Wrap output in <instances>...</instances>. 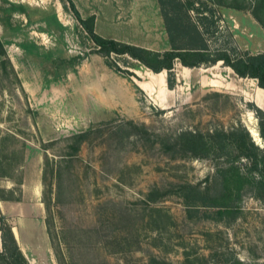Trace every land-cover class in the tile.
Returning a JSON list of instances; mask_svg holds the SVG:
<instances>
[{
    "label": "rangeland",
    "instance_id": "374dc122",
    "mask_svg": "<svg viewBox=\"0 0 264 264\" xmlns=\"http://www.w3.org/2000/svg\"><path fill=\"white\" fill-rule=\"evenodd\" d=\"M151 1L71 0L94 33L134 45L158 26ZM180 1L205 17L210 51L264 52V0ZM0 41V201L19 200L5 218L30 264L264 263V200L245 189L222 213L186 205L179 186H206L214 166L159 144L236 122L257 131L253 78L175 61L166 90L165 72L97 52L66 0H0Z\"/></svg>",
    "mask_w": 264,
    "mask_h": 264
},
{
    "label": "trees",
    "instance_id": "16d2710c",
    "mask_svg": "<svg viewBox=\"0 0 264 264\" xmlns=\"http://www.w3.org/2000/svg\"><path fill=\"white\" fill-rule=\"evenodd\" d=\"M69 4L75 19L95 45L97 52L105 57L124 54L139 62L153 74L165 72L168 89L174 87L173 64L197 67L221 62L238 77L253 78L256 86L264 91V52L241 53L230 56L225 50L210 51L205 35L209 32L203 19H194L189 12L192 4L180 0H156L166 34L168 49L162 51L102 37L92 30V16L81 18L71 0ZM256 17V15L254 14ZM257 18V17H256ZM0 57L6 58L0 41ZM114 69L120 70L112 63ZM257 120V134L262 143L256 144L245 126L236 122L226 130L214 129L206 133L182 130L175 136H160V147L171 153H187L196 158L212 162L214 172L211 181L204 187L189 184L179 186L184 203H198L215 207L216 212L237 208L242 192L249 189L259 200H264V111L255 104L250 108ZM85 133L74 135L79 141ZM17 200V199H16ZM193 205V204H192ZM156 264H169L154 260ZM0 264H28L19 249L15 237L4 215L0 213ZM264 264V263H256Z\"/></svg>",
    "mask_w": 264,
    "mask_h": 264
},
{
    "label": "crops",
    "instance_id": "0c3cea01",
    "mask_svg": "<svg viewBox=\"0 0 264 264\" xmlns=\"http://www.w3.org/2000/svg\"><path fill=\"white\" fill-rule=\"evenodd\" d=\"M141 3H143V2H148L149 0H139ZM151 1V0H150ZM152 3H154V8L153 7H150V13H148L149 15L151 14H153V18H154V21L156 22V23H158V26L156 25V27L155 28H153V27H151L149 24H150V22H148L149 24L145 27V29H147V34L149 35V37L148 38H150L151 39V41H150V43H146V42H143V44H138V45H141L142 47H144V46H159L161 43L163 44V45H166V40H165V38H166V35H165V33H164V30H163V27H162V20H161V18H160V16H159V14H158V6H157V3H156V0H152L151 1ZM162 29V30H161ZM156 33H158L160 36H162V39H164V42H162V41H160L159 43L158 42H156L155 41V39H154V36L156 35ZM174 71V70H173ZM157 75H159V74H157ZM174 76H176L175 77V81H176V83L174 84V86H177V84H178V82L180 81V79H179V77H177L178 76V74L176 73V72H174ZM180 78L181 79H183L181 76H180ZM164 85H165V87H166V84H165V75H164ZM168 88L166 87V90H167ZM257 90L259 91V92H261V94H258L257 93ZM151 92V91H150ZM148 93V92H147ZM263 97H264V91L262 90V89H260V88H258L257 86H256V89H255V92H254V103L256 104V105H258L257 107H259V108H261V109H263V104H264V100H263ZM259 99V103H258V100ZM260 102H261V105H259L260 104ZM6 202L5 201H0V213L1 214H3L4 216H6L7 214H8V212L7 211H9L10 209H16V207H17V205H18V203H19V200H16V201H14L13 203H10V205H6L5 204ZM7 208V209H6ZM12 226H11V231H12V233L14 232L13 230H12ZM13 235H14V233H13ZM14 237H15V235H14ZM27 261H28V264H30V261L27 259Z\"/></svg>",
    "mask_w": 264,
    "mask_h": 264
},
{
    "label": "bare ground",
    "instance_id": "6f19581e",
    "mask_svg": "<svg viewBox=\"0 0 264 264\" xmlns=\"http://www.w3.org/2000/svg\"><path fill=\"white\" fill-rule=\"evenodd\" d=\"M248 124H249V131H250V134L252 135V136H254V137H256V129H255V125H254V123L253 122H248Z\"/></svg>",
    "mask_w": 264,
    "mask_h": 264
},
{
    "label": "water",
    "instance_id": "95a60500",
    "mask_svg": "<svg viewBox=\"0 0 264 264\" xmlns=\"http://www.w3.org/2000/svg\"><path fill=\"white\" fill-rule=\"evenodd\" d=\"M257 106V105H256ZM261 109V108H260ZM245 128H246V130L248 131V133H249V135L251 136V139L256 143V144H258L259 145V147H261V144L260 143H257V140H259V136H258V134H257V131H256V137H254V136H252L251 134H250V131L248 130V128L245 126Z\"/></svg>",
    "mask_w": 264,
    "mask_h": 264
}]
</instances>
